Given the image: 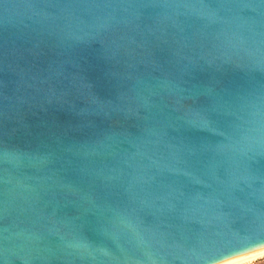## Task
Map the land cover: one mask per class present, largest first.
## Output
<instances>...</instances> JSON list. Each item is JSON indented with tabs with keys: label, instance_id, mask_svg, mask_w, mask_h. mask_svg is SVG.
I'll list each match as a JSON object with an SVG mask.
<instances>
[{
	"label": "water",
	"instance_id": "water-1",
	"mask_svg": "<svg viewBox=\"0 0 264 264\" xmlns=\"http://www.w3.org/2000/svg\"><path fill=\"white\" fill-rule=\"evenodd\" d=\"M262 55L264 0H0V264L263 254Z\"/></svg>",
	"mask_w": 264,
	"mask_h": 264
},
{
	"label": "snow or ice",
	"instance_id": "snow-or-ice-1",
	"mask_svg": "<svg viewBox=\"0 0 264 264\" xmlns=\"http://www.w3.org/2000/svg\"><path fill=\"white\" fill-rule=\"evenodd\" d=\"M261 70H264V55L261 56L258 62ZM214 110L207 103L193 104L192 107L188 110L186 114V121L189 126L194 128H207L212 122ZM101 226H104L108 223V219L101 217L98 222Z\"/></svg>",
	"mask_w": 264,
	"mask_h": 264
},
{
	"label": "bare ground",
	"instance_id": "bare-ground-1",
	"mask_svg": "<svg viewBox=\"0 0 264 264\" xmlns=\"http://www.w3.org/2000/svg\"><path fill=\"white\" fill-rule=\"evenodd\" d=\"M263 255H264V253L260 254V255H256V256L250 257V258H247V259H243V260H240V261H237V262H233V263H230V264H248L251 261H253L255 259H258L259 257H262Z\"/></svg>",
	"mask_w": 264,
	"mask_h": 264
},
{
	"label": "rangeland",
	"instance_id": "rangeland-1",
	"mask_svg": "<svg viewBox=\"0 0 264 264\" xmlns=\"http://www.w3.org/2000/svg\"><path fill=\"white\" fill-rule=\"evenodd\" d=\"M248 264H264V255L262 257H259L258 259L251 261Z\"/></svg>",
	"mask_w": 264,
	"mask_h": 264
}]
</instances>
